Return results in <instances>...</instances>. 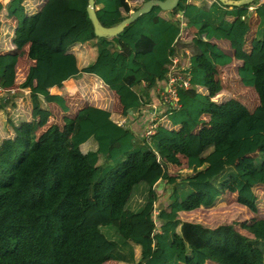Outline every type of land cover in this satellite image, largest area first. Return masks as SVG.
Wrapping results in <instances>:
<instances>
[{
    "label": "trees",
    "instance_id": "1",
    "mask_svg": "<svg viewBox=\"0 0 264 264\" xmlns=\"http://www.w3.org/2000/svg\"><path fill=\"white\" fill-rule=\"evenodd\" d=\"M25 1L0 2V88L7 84L12 55L22 52L35 64L19 87L35 73L42 80L39 67L60 58L67 78L83 83L75 93L76 108L63 93L35 91L0 104V264H264V213L258 202L264 190V127L257 124L264 125V1L153 6L114 37L94 34L88 0H64L65 16L57 20L72 22L64 29L57 21L54 37L45 36L49 0L33 12ZM145 1L94 3L101 24L113 26ZM249 8L255 17H248ZM240 23H245L242 47L253 42L250 53H237L230 41ZM174 55L188 63L190 87L177 89L179 105L168 107L163 127L146 137L145 120L134 127L131 118L146 111L152 101L148 90L166 79ZM234 57L243 60L236 65ZM220 68H230L242 86L254 90L255 107L218 93ZM89 76L118 100L134 85L148 89L129 103L116 102L89 89ZM85 95L90 102L81 103ZM60 112L61 121L48 125ZM240 122L244 129L236 136ZM211 157L220 166L207 173L203 167ZM172 169L190 172L168 176ZM163 177L171 191L157 203L155 186ZM231 193L258 216L241 223L252 237L234 224L208 227L183 217L215 207ZM95 203L107 208V216L87 221ZM142 220L147 230L136 229Z\"/></svg>",
    "mask_w": 264,
    "mask_h": 264
},
{
    "label": "rangeland",
    "instance_id": "2",
    "mask_svg": "<svg viewBox=\"0 0 264 264\" xmlns=\"http://www.w3.org/2000/svg\"><path fill=\"white\" fill-rule=\"evenodd\" d=\"M63 2L64 1H60V0H49V3L46 6V10L48 11V13L44 12V18H43L44 24L46 27V29L44 30V33L47 32L46 34H44L45 36L54 37L56 30H57V24H58L57 19L59 17H61V19L63 18L61 16V14L64 12V9H62V3ZM48 15H49V17H48ZM248 16H249V14H248ZM59 21L62 22L63 28L65 29L68 27L67 24H70L72 22V18L68 19L67 24L65 23L64 20H62V21L59 20ZM126 37H127V39H129L131 41L132 36L130 34H128ZM18 57L16 56V58H17L16 62L11 64L12 66L9 67L8 79H7L6 86L2 87V90H0V104L3 103V101H4L3 98L8 99V100L10 99L9 105H10V103L12 104L13 99L10 97H12L13 95L16 94V91L19 87V84L24 80V78L26 76L25 74H26L28 65L30 64V60L25 55H23V53H20V55ZM227 74H229V71ZM46 77H47V79L54 77L55 78L54 82L56 83L58 81L57 84L58 83L60 84L61 79H62V81L69 79L66 76L65 77H63V76L57 77L54 74L52 76H50L49 73L45 74L44 78H46ZM226 80L227 81H224L218 75V77L216 79V82H217L216 89H217L219 94L227 93V94L233 95L234 97H238V96H242V98L246 97V102H248L249 104L244 103V102L243 103L248 108H250V106H252V107L254 106V102H253L254 99L252 97L255 94V92L253 90H252V92H254V94L251 92L241 90V88H243V87L239 83V80H234V79H232V77H227ZM54 82L52 80L45 82V85L43 86V87H45L44 89L46 90L48 95H61V94H56V93H58V91L56 89L51 90V87L54 86V84H53ZM136 86H138V88H136L134 90V88L132 87L131 89H133V90L131 92L125 91L126 93L123 95L124 101L130 102V101L134 100L135 98L142 96L143 93L148 89V86L146 87L143 83H141L140 85H136ZM34 87H35V85H32V81L30 80L28 82V84L25 85V87H24L25 89L23 91H25V92H23V96H25V94H29V93H26L28 90H29V92H31V91L40 92L39 89H34ZM145 88H146V90H145ZM77 89H78V86H77V88H75L74 92H71V93H73L72 95H74V96H70L72 99L77 98V96H75L76 95L75 92L77 91ZM105 89L106 88L101 83H98V85L95 86V90H97V92H98L97 95L104 96L105 98H107V96H111V98L114 97V100H118V98L116 96H114L115 92L112 93V92L108 91L107 93H105L106 92ZM148 91H150V88ZM16 95L22 96L20 94V92H17ZM83 95H84V93H83ZM152 97H154L153 101L155 102V105H158L157 103H158V101H160L159 95H157V96L153 95ZM83 102H90V100L87 99V95H85L83 97V99L81 100V103H83ZM98 102H99L98 99H96V101H93L91 103H98ZM73 103H74L73 105L75 108L78 107L77 102L75 103L73 101ZM79 105H80V103H79ZM105 105H106V103H105ZM149 111H150L149 108H146V111H145V109L143 111V114L144 113L146 114L147 119H149V116L147 114V113H149ZM62 117H63V113H61V112L57 113V114L54 113V115H52V118L49 120L48 125L51 124L52 122H56V121L60 122ZM116 119L119 120V118H116ZM161 123H162V120L160 121L159 127H163V123H162V125H161ZM257 124L264 127L262 122H258ZM243 129H244V124L242 122H240L234 131V135L237 136L238 133H240V131H242ZM219 166H220V163L218 161H216V159L214 157H211V158L207 159L203 168L207 171V173H212V172L217 171V168ZM157 172L159 173L160 176H162L165 173V169L160 168ZM189 172L190 171L185 172V169L181 170L179 172H177V170H175V169L174 170L172 169V171L169 170L167 175L170 174L168 176H171V175L184 176ZM140 175H141V177L147 176V174H145V173L143 175L142 174H140ZM155 190L159 194V197H156L157 203L161 202L164 199H168L170 191H171L170 190V182L169 181L165 182V179L163 177L162 181L157 183V185L155 186ZM225 199L226 200L217 204L215 207H212L210 209H197V210L191 211L190 213L184 214L185 216H183V217L184 218L186 217L190 221L198 222V223H201V224L208 226V227H216L217 225L226 224V223L234 224L235 228L241 234L248 236V237H252V234L248 230L243 229L241 227V223H243L245 221L248 223H251L252 221L257 219V217H258L257 214L249 211L244 206L237 204L235 201V195L233 193L227 195V197ZM258 199H259L258 202H259L260 209L264 213V190L262 193L258 192ZM107 213H108L107 208L103 209L102 207H100L98 205V203H95L94 206L91 207L87 212V221H89V220L98 221L102 218H105L107 216ZM151 219L152 218L150 217V220ZM143 222H144V220H142V223H139V226L137 223V225H136L137 230H142V229L147 230L148 229V227H146V226L144 227Z\"/></svg>",
    "mask_w": 264,
    "mask_h": 264
},
{
    "label": "crops",
    "instance_id": "3",
    "mask_svg": "<svg viewBox=\"0 0 264 264\" xmlns=\"http://www.w3.org/2000/svg\"><path fill=\"white\" fill-rule=\"evenodd\" d=\"M7 0H0V2H2V3H4V2H6ZM41 1L42 0H26L25 1V3H24V5H25V8L27 9V10H29L30 12H33V11H35L36 9H38V7H40L42 4H40L41 3ZM60 1H64V0H60ZM262 1H264V0H262ZM40 2V3H39ZM64 3L65 2H63L62 3V9H63V7H64ZM40 5V6H39ZM249 16L248 17H250V18H253V17H255V11H253L252 10V8H249ZM61 16L63 17V16H65V13H63V14H61ZM15 23V22H14ZM70 26H72V25H70ZM69 26V27H70ZM68 28V27H67ZM245 23H240V24H238L236 27H234V30H233V33L236 35V40H234V41H232V40H230L231 42H232V44H233V48H234V51L236 50L237 51V53H239L240 51H243V52H246V53H250L251 51H252V46H251V44L253 43H251V41H250V43H248V46L247 47H242V45H243V39H244V36H245ZM238 40L240 41L241 40V42H238ZM253 41V40H252ZM246 50V51H245ZM184 51H187L188 52V50L187 49H184ZM23 53V55H25V53L24 52H22ZM255 54H256V50L253 52V56H255ZM7 55V54H6ZM20 55V54H19ZM18 55V56H19ZM9 56H11V55H9ZM13 56V63H15L16 62V60H17V58H16V55L14 56V55H12ZM17 56V57H18ZM19 58V57H18ZM234 59H235V61H236V65H238V64H240V62L243 60H241V59H238V57H234ZM33 64V61H30V64L28 65V68L31 66ZM28 68H27V71H28ZM71 68V67H70ZM39 69H40V71H39V74H40V77L42 78V80H38V78L36 77V73H35V76H33V78H31V81H32V85H35V87H34V89H39V91H40V93H42V94H47V92H46V90L44 89L45 87H43L44 85H45V82H48V81H53L54 82V80H55V78L53 77V78H49V79H47V77L46 78H44V76H45V74H47V73H49V75L50 76H52L53 74L55 75V76H57V77H59V76H63V77H67V72L66 71H64L65 69H67V67L65 68V66H64V59L63 58H60V59H58L57 61H56V63L55 64H53L52 66L51 65H49V64H44V65H42V66H40L39 67ZM27 71H26V73H27ZM228 71H229V74H227L228 73ZM26 75V74H25ZM218 75H219V77H221L224 81H227L226 79H227V77H232V79H234V80H238V78H237V73H234V72H232V71H230V68H220V69H218L217 70V73L215 74V78L217 79V77H218ZM222 75V76H221ZM86 81L88 82V88L89 89H95V86H97L98 85V83H102L101 82V80L100 79H98V78H96L95 76H89L88 77V79H86ZM58 82V81H57ZM57 82L55 83H53L54 84V86L53 87H51V90H57L58 91V93H56V94H62L63 93V95H64V97H65V99H66V97H67V99H69L70 101V103L73 105L74 103H73V101L76 103L77 101L79 102V99H78V97L76 98V99H72L70 96H74V95H72L73 93H71V92H74V90H75V88H77V86L78 85H82V83H83V81L82 80H80V82H79V80H74L73 78H69V79H67V80H65V81H62V79L60 80V84L58 83L57 84ZM157 82H159V81H157ZM157 82L155 83V84H157ZM242 86V85H241ZM28 87V86H27ZM37 87V88H36ZM243 88H241V90H243V91H247V92H251V93H253L254 94V92H252V90L253 89H251V88H249V87H244V86H242ZM31 88V87H30ZM133 88H134V90L136 89V88H138V86H136V85H134L133 86ZM25 88L23 87V88H21V87H18V89H17V91H16V94H17V92H20V94L21 95H23V92H25V91H23ZM81 89V88H80ZM32 90V89H31ZM50 90V89H49ZM133 90V89H132ZM127 92V90L125 89V90H123L122 92H124V93H122L121 92V97H120V101L119 100H116V101H119V102H123V103H129V101H124L123 99V95ZM254 91V90H253ZM77 92V91H76ZM75 92V93H76ZM26 93H30L29 92V90L26 92ZM227 94V93H226ZM150 95H151V97L153 96V94L150 92ZM76 96V95H75ZM114 96H116L117 97V94L115 93V95ZM257 97V95H253V99H254V106L253 107H255L257 104H258V97ZM118 98V97H117ZM237 98H239L242 102H244V103H247V104H249L248 102H246V97H243L242 98V96H238ZM153 99H154V97H152V102H154L153 101ZM257 99V100H256ZM118 102V103H119ZM131 102V101H130ZM154 106V107H153ZM252 106H250V108H251ZM252 107V108H253ZM148 108L149 109H156L157 110V115H158V121H159V123H160V121L162 120L163 121V118H165L164 117V113L162 112L164 109H162L163 107H161V106H159V103H158V105L156 106L155 105V102H154V104L152 103V106L151 105H148ZM112 110V109H111ZM112 113V112H111ZM147 114H149V113H147ZM137 117V118H136ZM138 120V121H137ZM145 120V122H144V125H142V129L143 130H145V127H146V122H147V124H148V119L146 118V114L144 113V114H142L141 112L137 115V114H134V118L132 117L131 118V121H133V125L132 126H136V123L137 122H139V121H141V123H143V121ZM184 170V169H183ZM188 171H190V170H188V169H185V172H188ZM106 264H110V262H107Z\"/></svg>",
    "mask_w": 264,
    "mask_h": 264
},
{
    "label": "built area",
    "instance_id": "4",
    "mask_svg": "<svg viewBox=\"0 0 264 264\" xmlns=\"http://www.w3.org/2000/svg\"><path fill=\"white\" fill-rule=\"evenodd\" d=\"M184 53H187V51H184ZM187 67L188 63H182L179 56H172L171 65L166 74V79L164 81L157 82V84L150 88L149 92L155 96L159 95L160 101H158V103L159 106L163 107V113L168 107H177L179 105L177 95L178 88L188 89L190 87L191 76ZM0 90H2V88H0ZM152 103L154 104V102H150L151 106ZM148 116V124L146 122V127L143 131L144 136L146 137L151 136L160 124L156 109H150Z\"/></svg>",
    "mask_w": 264,
    "mask_h": 264
},
{
    "label": "water",
    "instance_id": "5",
    "mask_svg": "<svg viewBox=\"0 0 264 264\" xmlns=\"http://www.w3.org/2000/svg\"><path fill=\"white\" fill-rule=\"evenodd\" d=\"M179 0H147L138 9L132 11L130 15L122 19L119 23L113 26H104L101 24L95 10L94 0H88L86 6L87 16L93 26L94 34L98 37H114L119 35L121 31L130 27V24L141 15L150 11L153 6H158L162 10H171L176 7ZM223 5L227 6H243L252 3L255 0H218ZM137 107L129 109V113L136 110Z\"/></svg>",
    "mask_w": 264,
    "mask_h": 264
}]
</instances>
